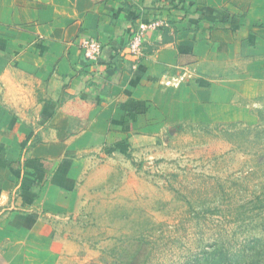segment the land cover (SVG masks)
<instances>
[{
	"label": "crops",
	"instance_id": "0c3cea01",
	"mask_svg": "<svg viewBox=\"0 0 264 264\" xmlns=\"http://www.w3.org/2000/svg\"><path fill=\"white\" fill-rule=\"evenodd\" d=\"M241 7L0 0V247H17L10 264L28 247L46 253L38 262L54 263L48 212L102 145L151 143L147 120L168 86L195 91L225 115L240 98L264 96V29L246 23ZM151 22L164 25L146 33L135 60L130 37ZM88 39L102 48L95 63L82 57Z\"/></svg>",
	"mask_w": 264,
	"mask_h": 264
},
{
	"label": "rangeland",
	"instance_id": "374dc122",
	"mask_svg": "<svg viewBox=\"0 0 264 264\" xmlns=\"http://www.w3.org/2000/svg\"><path fill=\"white\" fill-rule=\"evenodd\" d=\"M238 3L264 29V0ZM168 87L147 120L151 143L102 145L48 212L50 264H264V96L225 115ZM5 245L0 264L17 250ZM28 248L24 259L46 264Z\"/></svg>",
	"mask_w": 264,
	"mask_h": 264
},
{
	"label": "built area",
	"instance_id": "2783aa9c",
	"mask_svg": "<svg viewBox=\"0 0 264 264\" xmlns=\"http://www.w3.org/2000/svg\"><path fill=\"white\" fill-rule=\"evenodd\" d=\"M164 24L161 22H151L139 25L128 43V53L135 60H139L142 55L143 43L146 33L149 30H155ZM82 57L88 62L95 63L101 56V45L94 39H88L81 42Z\"/></svg>",
	"mask_w": 264,
	"mask_h": 264
}]
</instances>
